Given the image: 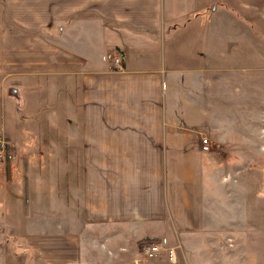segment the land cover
I'll use <instances>...</instances> for the list:
<instances>
[{"label":"crops","instance_id":"crops-1","mask_svg":"<svg viewBox=\"0 0 264 264\" xmlns=\"http://www.w3.org/2000/svg\"><path fill=\"white\" fill-rule=\"evenodd\" d=\"M255 5L0 0V131L4 116L12 126L0 178L26 223L58 218L17 233L22 252L8 242L7 264L113 261L164 240L173 211L195 222V187L224 167L218 111L226 81L240 89L237 51L257 43Z\"/></svg>","mask_w":264,"mask_h":264},{"label":"rangeland","instance_id":"rangeland-1","mask_svg":"<svg viewBox=\"0 0 264 264\" xmlns=\"http://www.w3.org/2000/svg\"><path fill=\"white\" fill-rule=\"evenodd\" d=\"M250 11L253 13L248 23L257 30L253 37L257 43L250 49L241 47L237 51L240 54L238 65L244 69L238 76L240 89L235 90L226 81L223 85L224 101L220 102L218 111L221 135L228 139L223 148L224 167L220 169L219 166L217 174V168L210 165L208 180L195 187V195L199 197L195 222L189 213L182 217L171 212L170 221L161 229L167 239H158L157 242L168 251L176 250L177 264H264V5H255ZM9 95L15 94L8 92L5 98L8 99ZM19 103L23 104L22 98ZM21 108L23 115L24 107ZM39 116L40 113L29 114L26 121L33 125L30 122ZM9 121L8 115L4 116V132L0 131V138L8 144L6 161L0 162V169L4 170L8 169L11 153L6 138L7 128H12ZM39 121L42 124L40 118ZM218 152L222 151L214 150L209 155L218 157ZM238 169L240 173L236 175ZM222 172L226 174L223 182ZM234 176H239V180L233 179ZM9 183V178H0V264H7L8 242L12 241L14 249L22 252V246L14 237L17 233L36 230L30 225L42 227L47 222L58 223V218L50 220L48 216L40 217L39 213L36 220L26 223L21 199L13 188L12 193L7 192ZM131 249L134 252L128 257L115 256L113 261L107 259L98 264H172L167 257L168 251L154 259H146L137 244L131 243L127 254Z\"/></svg>","mask_w":264,"mask_h":264},{"label":"built area","instance_id":"built-area-1","mask_svg":"<svg viewBox=\"0 0 264 264\" xmlns=\"http://www.w3.org/2000/svg\"><path fill=\"white\" fill-rule=\"evenodd\" d=\"M117 63H119V60H116ZM203 145H208L209 140L207 138H203L202 140ZM8 144L4 140L0 138V162L6 161V158L8 156ZM168 250L164 248L162 244L154 243L151 245H148L144 248L143 252L141 253L142 257L146 259H154L157 256H159L162 252H167ZM168 259L170 258V261L172 264H177L178 257L175 249H171L167 253Z\"/></svg>","mask_w":264,"mask_h":264},{"label":"trees","instance_id":"trees-1","mask_svg":"<svg viewBox=\"0 0 264 264\" xmlns=\"http://www.w3.org/2000/svg\"><path fill=\"white\" fill-rule=\"evenodd\" d=\"M157 242H159V241L157 239H153V238H151V239H145V240L139 242L138 246H139L140 252H143V250H144V248L146 246L151 245V244H154V243H157ZM15 253L16 254H20V252L17 249H15Z\"/></svg>","mask_w":264,"mask_h":264}]
</instances>
